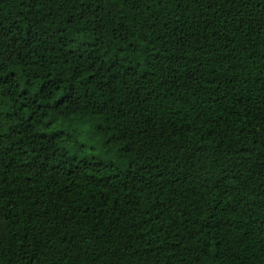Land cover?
<instances>
[{"label": "trees", "instance_id": "1", "mask_svg": "<svg viewBox=\"0 0 264 264\" xmlns=\"http://www.w3.org/2000/svg\"><path fill=\"white\" fill-rule=\"evenodd\" d=\"M0 264H264V0H0Z\"/></svg>", "mask_w": 264, "mask_h": 264}]
</instances>
